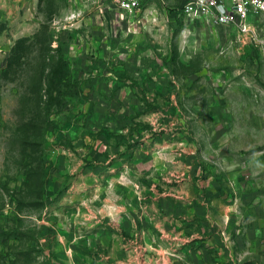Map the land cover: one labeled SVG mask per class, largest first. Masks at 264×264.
<instances>
[{"label":"rangeland","instance_id":"1","mask_svg":"<svg viewBox=\"0 0 264 264\" xmlns=\"http://www.w3.org/2000/svg\"><path fill=\"white\" fill-rule=\"evenodd\" d=\"M186 1L0 0V264H264V9Z\"/></svg>","mask_w":264,"mask_h":264},{"label":"built area","instance_id":"2","mask_svg":"<svg viewBox=\"0 0 264 264\" xmlns=\"http://www.w3.org/2000/svg\"><path fill=\"white\" fill-rule=\"evenodd\" d=\"M110 1L127 12L134 11L138 3V0ZM263 9V0H188L183 4L181 12L189 19L203 16L215 24L225 25L234 22L236 17L245 19L251 11L258 12ZM245 30V28L242 29V31Z\"/></svg>","mask_w":264,"mask_h":264},{"label":"trees","instance_id":"3","mask_svg":"<svg viewBox=\"0 0 264 264\" xmlns=\"http://www.w3.org/2000/svg\"><path fill=\"white\" fill-rule=\"evenodd\" d=\"M35 36L37 37L38 34H36ZM26 40H28L27 37H20L16 39L15 43L13 44V46L9 51V54L6 57L5 68L2 70L3 74L6 73L7 69L11 68L12 65L19 59ZM57 51H58V55L55 63L48 65L49 72L47 78V87H50L51 85L62 81L68 72V64L62 56L61 50L57 49ZM24 178H25V183L27 181V184L28 182L30 184V181L32 182V180H34L36 182L34 186L41 188V178L33 167L30 166L28 167L27 170H25ZM38 195L40 196V191Z\"/></svg>","mask_w":264,"mask_h":264},{"label":"crops","instance_id":"4","mask_svg":"<svg viewBox=\"0 0 264 264\" xmlns=\"http://www.w3.org/2000/svg\"><path fill=\"white\" fill-rule=\"evenodd\" d=\"M173 254V253H172ZM184 254H185V251H183V250H181V251H178L176 254H175V256H184ZM182 257H178L179 258V260H173V261H171L172 263H175V264H188V263H186V261H187V259L185 260V259H181ZM170 258L171 257H168L167 256V258H166V260H165V256L163 257V259L166 261V262H163V264H167V259H169L170 260ZM188 260H190L189 258H188ZM154 262V261H153ZM156 263H159V262H154L153 264H156ZM172 263H170V264H172ZM197 263H200V261L197 259ZM160 264V263H159ZM196 264V263H195Z\"/></svg>","mask_w":264,"mask_h":264}]
</instances>
